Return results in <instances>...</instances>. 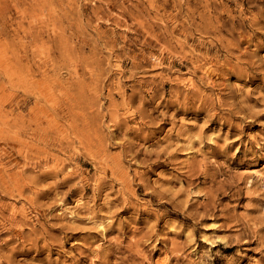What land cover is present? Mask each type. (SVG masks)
Wrapping results in <instances>:
<instances>
[{
  "label": "rangeland",
  "instance_id": "1",
  "mask_svg": "<svg viewBox=\"0 0 264 264\" xmlns=\"http://www.w3.org/2000/svg\"><path fill=\"white\" fill-rule=\"evenodd\" d=\"M0 264H264V0H0Z\"/></svg>",
  "mask_w": 264,
  "mask_h": 264
}]
</instances>
